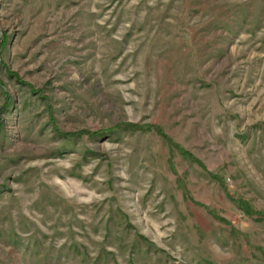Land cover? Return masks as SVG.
I'll list each match as a JSON object with an SVG mask.
<instances>
[{"label":"rangeland","instance_id":"374dc122","mask_svg":"<svg viewBox=\"0 0 264 264\" xmlns=\"http://www.w3.org/2000/svg\"><path fill=\"white\" fill-rule=\"evenodd\" d=\"M0 264H264V0H0Z\"/></svg>","mask_w":264,"mask_h":264},{"label":"trees","instance_id":"16d2710c","mask_svg":"<svg viewBox=\"0 0 264 264\" xmlns=\"http://www.w3.org/2000/svg\"><path fill=\"white\" fill-rule=\"evenodd\" d=\"M250 209H248V211H249Z\"/></svg>","mask_w":264,"mask_h":264}]
</instances>
